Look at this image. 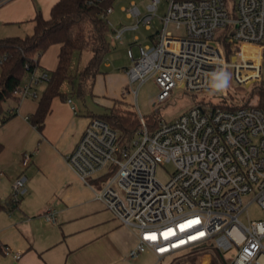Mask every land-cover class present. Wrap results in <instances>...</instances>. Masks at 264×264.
I'll return each mask as SVG.
<instances>
[{
  "label": "built area",
  "instance_id": "1",
  "mask_svg": "<svg viewBox=\"0 0 264 264\" xmlns=\"http://www.w3.org/2000/svg\"><path fill=\"white\" fill-rule=\"evenodd\" d=\"M159 2L152 0L143 14L132 1L124 9L137 22L110 30V42L122 41L128 29L141 24L151 29ZM113 10L107 6L103 16ZM171 23L178 34L169 31ZM138 50V57L132 46L128 50L134 61L128 68L130 79L143 82L155 77L161 101L174 90L209 94L211 75L227 67L240 84L260 83L264 0H168L164 27L151 36V42L139 43ZM49 77L48 70H35L15 88V96L38 97V86ZM215 96L220 100H197L174 120L160 119L153 128L140 114L141 127L124 143L108 122L91 117L67 155L95 198L122 224L137 230L131 257L146 250L163 258L198 246H213L224 253L237 247L228 264H264V219L241 220L253 202L264 209V110L257 103L227 98L225 91ZM67 101L72 103L71 98ZM32 154L25 153L24 166ZM166 162L173 163L174 170L163 182L157 167ZM25 181L24 175L15 179L13 204L25 193ZM45 218L53 221L54 211L48 210ZM4 251L20 257L8 245Z\"/></svg>",
  "mask_w": 264,
  "mask_h": 264
},
{
  "label": "crops",
  "instance_id": "2",
  "mask_svg": "<svg viewBox=\"0 0 264 264\" xmlns=\"http://www.w3.org/2000/svg\"><path fill=\"white\" fill-rule=\"evenodd\" d=\"M57 1L0 0V39L32 34L37 13L48 18ZM108 37L110 40V34ZM140 41L135 34L129 48ZM118 43H124V38L114 47ZM60 49L61 44H52L41 55L43 69L51 71L58 66ZM75 60L76 54V71L83 66ZM105 64L112 68L109 61ZM45 87L43 83L38 89ZM39 96L9 99L6 111L14 109L15 115L0 124V200L7 205L0 209V264H137L129 255L138 242L137 230L122 224L96 199L94 190L67 161L91 113L82 114L72 95V103L56 96L39 131L29 118L38 107ZM27 152L33 154L24 166ZM20 175L26 176V191L13 204V184ZM48 210L55 213L53 221L45 218ZM6 245L20 257L6 253Z\"/></svg>",
  "mask_w": 264,
  "mask_h": 264
},
{
  "label": "trees",
  "instance_id": "3",
  "mask_svg": "<svg viewBox=\"0 0 264 264\" xmlns=\"http://www.w3.org/2000/svg\"><path fill=\"white\" fill-rule=\"evenodd\" d=\"M111 4L107 0L101 4L89 5L87 0H58L51 8L48 18L39 11L35 17V30L25 36H11L0 39V124L7 121L14 112L6 111L5 104L11 98H17L15 88L26 80L35 70H42L39 58L52 44H61L58 66L49 71L50 77L40 94L38 107L30 115V121L42 131L45 118L50 111L54 97L67 99L73 93L83 96L92 92L96 76L102 71L101 65L106 53L114 47L108 34L110 25L103 11ZM90 50L92 55L80 69L74 70L73 62L76 53ZM69 81L73 87L71 94L62 91L64 82ZM256 93L259 96L257 105L264 110V80ZM122 99H115L110 111L104 114L91 113L100 117L118 130L121 137L130 138L140 120L135 111L121 110ZM0 144V149H1ZM12 203V202H11ZM0 200V209L6 208ZM0 244V249H2ZM211 249L214 255L210 264H228L224 252L213 246L191 248L189 261L178 260L172 264H196L200 255Z\"/></svg>",
  "mask_w": 264,
  "mask_h": 264
},
{
  "label": "rangeland",
  "instance_id": "4",
  "mask_svg": "<svg viewBox=\"0 0 264 264\" xmlns=\"http://www.w3.org/2000/svg\"><path fill=\"white\" fill-rule=\"evenodd\" d=\"M132 1H135L140 6L142 13L146 14L148 12L147 4L152 0H111L110 5L114 9L108 15V20L113 24L110 26L111 30L120 24L130 26L137 22L135 18L129 19L127 17V11L124 9L128 8ZM231 5L233 6L232 1ZM167 12L168 0H160L156 10V16L151 21V29H146L144 24H141L138 29H128L124 34V43H118L116 47H112L106 53L101 65L102 71L96 76L92 92H87L83 96L77 93L72 94L74 104L81 109L82 114H87L88 112L104 114L110 111V107L113 105L115 99H122L123 101L119 103L121 110L135 111L139 120L140 114L143 115L149 127L153 128L160 119L166 121L174 120L191 109L197 100H220V97L215 96V94H196L188 91L174 90L169 98L161 101L158 99L161 89L155 77L149 76L143 82L131 81L128 68L133 66L134 61L130 56L128 57L129 42L133 41L135 34H139L141 37V41L138 43H145L151 40V36H157L165 25ZM169 31L178 34L180 30L176 31L175 25L171 23L169 25ZM133 50L135 56L138 57V45H135ZM91 55L90 50H83L81 54L76 53V65L84 66ZM107 61L112 63V68L105 66ZM224 71L230 74V85L225 90L228 93L227 98L232 100L237 98L238 101L246 103H258L259 96L256 93V89L261 82L249 86L246 83L240 84L234 78L232 68L227 67ZM61 89L63 92L69 94L73 92V87L69 81L64 82ZM42 91L43 88L38 89L39 95ZM140 127L141 122L136 130ZM128 140V137H121L123 143ZM173 170V163H161L157 167V177L161 181L166 182L169 180ZM89 179L91 180L92 178ZM245 200H247V197H245ZM258 218L264 219V209L257 202L251 203L241 215V220L246 223L249 222V219ZM190 250L191 248L182 250L164 256L163 258L157 256L151 250H146L132 258L136 260L137 264H172L178 260L188 262L191 255L189 253ZM237 251V247H233L227 251L225 253L226 259H233ZM213 255L214 252L211 249L206 250L200 255L196 264H210Z\"/></svg>",
  "mask_w": 264,
  "mask_h": 264
},
{
  "label": "clouds",
  "instance_id": "5",
  "mask_svg": "<svg viewBox=\"0 0 264 264\" xmlns=\"http://www.w3.org/2000/svg\"><path fill=\"white\" fill-rule=\"evenodd\" d=\"M230 85V74L227 71H217L211 75L209 94L225 91Z\"/></svg>",
  "mask_w": 264,
  "mask_h": 264
},
{
  "label": "snow or ice",
  "instance_id": "6",
  "mask_svg": "<svg viewBox=\"0 0 264 264\" xmlns=\"http://www.w3.org/2000/svg\"><path fill=\"white\" fill-rule=\"evenodd\" d=\"M146 238H148V237H146ZM161 251H163V249H161Z\"/></svg>",
  "mask_w": 264,
  "mask_h": 264
}]
</instances>
